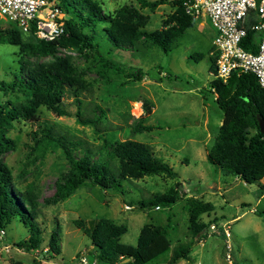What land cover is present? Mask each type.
<instances>
[{
	"label": "rangeland",
	"instance_id": "rangeland-1",
	"mask_svg": "<svg viewBox=\"0 0 264 264\" xmlns=\"http://www.w3.org/2000/svg\"><path fill=\"white\" fill-rule=\"evenodd\" d=\"M98 1L107 14H114L123 6L135 7L148 18V31L161 30L163 22L176 10L175 0H165L166 4L154 12L142 9L136 0ZM14 25L0 19V26ZM29 35L23 34V40L30 41ZM215 36L216 31L209 20L200 18L168 54L144 42L134 48H114L112 41L103 37L106 52L113 49L107 57L125 70L119 78L111 73H99L92 58L86 60L72 49L58 51L60 57H72L79 76L90 86L83 94L85 115H89L87 108L90 105L100 106L105 113L101 124L103 130L119 141L133 140L151 146L155 155L173 168L178 177L150 176L121 181L116 191L108 193L86 184L66 201L55 204L57 183L70 176L71 166L61 149L44 151L33 142L37 123L22 122L8 134L16 141V148L5 154L2 161L18 187L33 186L39 203L37 224L44 244L42 249L30 253L18 248L16 245L29 239L30 235L16 219L5 230L6 236L0 239V264H34L33 260L37 264H87L82 258L94 251L93 245L76 222L81 221L87 226L92 219H109L126 226L127 232L120 242L134 247L145 225L168 227L171 252L162 255L154 264H173L172 251L192 240L187 203L191 199L214 206L213 212L201 217L204 224L229 225L233 264H264V182L246 184L208 161L224 119L212 86L216 79L212 73ZM19 53V46L0 42V82L21 80ZM199 55L203 58L199 59ZM23 61L34 64L48 60L25 57ZM138 69L145 74L141 81L126 77L131 70ZM164 73L168 77H163ZM11 99L14 95L0 88V106L7 105ZM146 102L153 106L150 116L144 111ZM64 105L70 116H59L43 108L42 120L54 129L56 137L66 136L68 140H81L93 148L98 147L102 136L97 135L94 128L77 123L74 117L77 105L73 98L66 97ZM139 119H145L142 125L151 130H140L136 125ZM73 154L79 159L82 151L77 149ZM178 183L184 196L177 203L159 210L143 206L155 194L167 193ZM53 233L57 234L60 254H52L57 260L49 261V242ZM203 238L195 243L190 255L177 264H228L222 232ZM40 251L49 254L40 260Z\"/></svg>",
	"mask_w": 264,
	"mask_h": 264
},
{
	"label": "trees",
	"instance_id": "trees-1",
	"mask_svg": "<svg viewBox=\"0 0 264 264\" xmlns=\"http://www.w3.org/2000/svg\"><path fill=\"white\" fill-rule=\"evenodd\" d=\"M61 9L65 23V36L56 42L38 40L34 29L30 41L23 40L25 34L14 26H0V42L19 46L21 80L11 83L0 82L5 93L13 94L14 99L5 106H0V231L6 230L18 219L29 231V239L16 246L30 253L43 248L42 231L37 224L39 203L33 186L20 188L16 185L11 171L2 158L15 150L16 141L8 134L22 122L37 123V130L32 140L43 150L61 149L71 166V174L57 183L53 202L58 204L70 198L81 186L89 184L106 193L116 191L121 181H136L150 176H166L176 179L178 174L162 159L158 158L151 146L133 141H119L101 127L105 113L100 106L93 104L87 108L83 94L89 85L79 76L72 57H60V49H72L86 60L92 58L99 73H111L119 78L125 70L116 65L107 56L106 45L102 38L112 41L114 48H134L143 42L160 48L165 54L176 48L185 32L193 27L194 19L182 6V0H175V12L162 24L161 30L148 31V18L133 6H123L114 14H107L98 0H51ZM142 9L156 11L166 4L165 0H136ZM105 24L108 27H105ZM250 34L244 48L256 51L252 46ZM46 59L48 61L30 64L24 58ZM198 58H203L199 55ZM26 60V59H25ZM212 73L215 74V57L213 56ZM145 74L141 69L131 70L128 79L141 81ZM217 95L216 102L224 114L222 125L215 137L208 161L222 172L234 175L246 184L264 181V135L260 132L257 116L264 118V89L256 76L250 73L234 72L228 83L218 79L212 83ZM73 98L77 105L74 117L77 123L90 126L100 137L102 143L93 148L81 140H68L66 136H55L54 129L42 120V109L46 108L59 116H70L64 105L66 97ZM89 105V104H88ZM153 106L146 102L144 111L150 116ZM136 123L142 131L151 127ZM135 125V126H136ZM81 149L82 156L77 159L73 152ZM181 184L164 194H155L143 203L144 207H170L180 201L184 195L180 192ZM264 190V186H263ZM190 215L189 230L191 242L180 245L171 253V262L177 264L186 259L195 243L206 237L209 228L201 221L205 214L213 212L211 203L191 199L187 202ZM78 227L90 238L93 252L87 253V264H154L162 255L171 252V240L168 227L145 225L139 235L137 246L120 242L126 234L127 227L118 225L109 219H92L76 222ZM57 234L53 233L49 242V259L57 260L59 255ZM204 239V238H203ZM41 257L46 256L40 251ZM46 258V257H45ZM126 260L128 262L124 263ZM34 264L37 261L33 260ZM20 264V263H14Z\"/></svg>",
	"mask_w": 264,
	"mask_h": 264
},
{
	"label": "built area",
	"instance_id": "built-area-1",
	"mask_svg": "<svg viewBox=\"0 0 264 264\" xmlns=\"http://www.w3.org/2000/svg\"><path fill=\"white\" fill-rule=\"evenodd\" d=\"M182 6L194 21L206 18L216 31L215 78L226 84L234 72L250 73L264 89V0H182ZM63 18L61 9L51 0H0V19L17 25L25 34L34 29L36 38L44 42H56L65 36ZM250 34V48L254 45L255 52L244 48ZM163 77L168 75L164 73ZM220 232L225 239V259L233 264L229 225L211 224L204 235L209 238ZM5 236V230H1L0 239Z\"/></svg>",
	"mask_w": 264,
	"mask_h": 264
},
{
	"label": "water",
	"instance_id": "water-1",
	"mask_svg": "<svg viewBox=\"0 0 264 264\" xmlns=\"http://www.w3.org/2000/svg\"><path fill=\"white\" fill-rule=\"evenodd\" d=\"M258 125L260 128V132L264 135V118L257 116ZM129 260H126L124 263L128 262Z\"/></svg>",
	"mask_w": 264,
	"mask_h": 264
},
{
	"label": "bare ground",
	"instance_id": "bare-ground-1",
	"mask_svg": "<svg viewBox=\"0 0 264 264\" xmlns=\"http://www.w3.org/2000/svg\"><path fill=\"white\" fill-rule=\"evenodd\" d=\"M139 107H140L139 109L141 110V105Z\"/></svg>",
	"mask_w": 264,
	"mask_h": 264
},
{
	"label": "crops",
	"instance_id": "crops-1",
	"mask_svg": "<svg viewBox=\"0 0 264 264\" xmlns=\"http://www.w3.org/2000/svg\"><path fill=\"white\" fill-rule=\"evenodd\" d=\"M203 24V23H202ZM264 182V181H263Z\"/></svg>",
	"mask_w": 264,
	"mask_h": 264
}]
</instances>
